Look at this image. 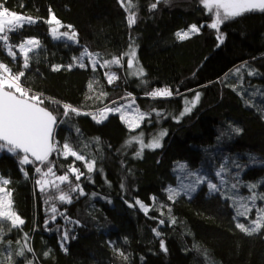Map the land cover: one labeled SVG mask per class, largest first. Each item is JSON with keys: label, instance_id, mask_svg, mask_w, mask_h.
<instances>
[{"label": "trees", "instance_id": "1", "mask_svg": "<svg viewBox=\"0 0 264 264\" xmlns=\"http://www.w3.org/2000/svg\"><path fill=\"white\" fill-rule=\"evenodd\" d=\"M153 2L132 0L136 22L129 26V13L118 0H7L9 9L37 22L9 34L17 60L13 62L8 49L0 47V62L16 71L22 55L15 46L27 38L40 41V48L29 53L25 87L42 93L44 106L57 116L55 140L61 144L67 140L86 158H94L97 170L87 173L83 162H75L86 173L78 182L85 194L73 193L72 203H62L65 216L79 221L78 225L68 223L64 251L57 218L54 223L48 219L46 198L35 184V166H24L26 178L17 158L0 152V175L10 179L7 187L12 191L14 210L24 220L10 232V222L5 223L0 259L11 253L17 264H26L17 260L15 252L25 244L27 233V244L34 252L26 256L33 264H264V229L253 235L238 229L231 200L210 194L203 185L174 201L165 192L177 184L174 167L179 161L190 169L214 173L227 156L246 165L243 180L258 182L257 191L264 192V91L257 94L264 90V12H248L221 24L224 39L220 43L217 31L206 26L211 19L199 0H162L149 11ZM49 9L61 21L63 31L78 34V43L51 36V25L44 22L50 17ZM193 24L205 26L185 39L176 36ZM129 44L137 48L146 74L141 79L147 84L132 77L109 84L100 65L120 56ZM84 49L99 54L95 71L89 65L81 68L73 60ZM69 64L73 65L70 69ZM53 65H61L60 70L53 71ZM236 68H241L240 75L235 74ZM251 70L256 74L247 75ZM166 86L173 91L172 97L145 95ZM197 91L199 102L177 122L174 117L182 111L184 97L191 98ZM128 93L141 109L155 108L164 114L153 113L151 123L146 118L144 127L167 134L161 147L145 149L140 157L135 155L138 144H125L134 131L118 114H110L101 123L90 116ZM64 104L81 114L63 116ZM237 128L241 131L236 132ZM50 158L62 174L60 165L67 167L74 160L55 153ZM72 180L75 182L74 177ZM136 200L150 206L149 213L139 209ZM253 218L255 214L250 213L249 219ZM239 222L247 225L243 217ZM161 240L167 251L161 248ZM45 252H49L47 257Z\"/></svg>", "mask_w": 264, "mask_h": 264}, {"label": "snow or ice", "instance_id": "2", "mask_svg": "<svg viewBox=\"0 0 264 264\" xmlns=\"http://www.w3.org/2000/svg\"><path fill=\"white\" fill-rule=\"evenodd\" d=\"M125 11L129 13L128 24L132 26L136 22V13L132 11V0H118ZM162 0H155L149 6V11L155 10ZM167 2V0H163ZM7 0H0V41L3 45L0 47H6L8 49L7 55L10 56L13 62L17 60V52L13 51V46L9 44V34L19 33L25 25H32L37 22L36 18L26 16L21 12L11 10L6 6ZM199 3L206 10V14L210 16L211 22L206 26L217 31V40L223 43V35L220 34V25L230 19L240 17L241 15L260 11L264 12V0H199ZM23 8V5H20ZM50 12V19L44 22L48 25L61 26V21ZM196 24L190 26L189 30L176 33V36L180 39L187 38L190 33H198L201 27ZM68 29H72L71 25L67 26ZM51 35L54 39H66L68 41L77 42V33L74 30L59 32L57 27H51ZM40 41L35 38L23 39L15 47L18 48V52L22 55V64L19 65L16 71L9 67L7 64L0 62V152H6L16 157L21 172L27 178L28 172L25 171V165H34V172L39 176L35 179V184L39 186L41 192H48L50 189L53 191V195H49L46 203L50 206V219L55 221L57 214L64 216L63 212L58 213L54 201L62 203H72L73 193L84 195L83 188L78 183L82 176L86 173L81 171L79 167L75 166V162H83V167L86 168L87 173H91L96 169V160L92 157H87L82 154L80 150H77L71 142L65 140L62 144L54 138V126L58 123V118L47 107L44 106V98L42 93H35L32 89L25 87L24 80L26 79V71L30 68L29 53L34 49L40 48ZM219 46V45H218ZM87 56L89 63L92 66L93 71L96 69V65L100 63L99 54L90 53L87 49H84L78 57H73L79 67H86L84 63V57ZM127 56V68L129 70L134 69L138 63L136 61V51L132 44H129L128 51L122 53L120 56L112 57L111 60H104L100 65L101 67L116 65L123 67L124 57ZM73 65L69 64L67 67L70 69ZM241 67H246L242 65ZM61 65H53V71H59ZM241 68L235 69V74L240 75ZM255 71L251 70L247 72V75H255ZM108 79V83H113L114 80L119 79L115 73H105ZM129 75H135L139 78L144 77L146 74L142 67L136 68L135 71H130ZM241 83L243 79L241 78ZM141 84L146 85L147 81L141 79ZM89 89L93 88L92 83L88 85ZM235 90V89H234ZM261 91L259 90L258 95ZM178 92V90H177ZM101 96L106 97V92H101ZM145 95L153 99L157 97L169 98L174 95L173 91L169 87L154 88L150 91H146ZM200 93L197 91L193 99H185V106L179 116L174 119L179 122V119L185 114L190 113L196 106L200 99ZM91 98V97H89ZM127 99V103H120L119 100L111 101L114 107L105 106L98 109L96 112L91 113L92 119L97 123H101L108 118V113H119L121 121L127 126L130 131H134L140 128L144 121L148 120L151 123L152 114L160 117L164 114L161 111H157L155 108L149 111H141L139 106L136 105L135 97H132L131 93H128L127 97H121L120 100ZM63 116L67 117L70 113L80 115L79 109L69 104L62 105ZM89 114V113H85ZM79 131V129H77ZM236 132H240V129H235ZM166 131H160L157 135H153L147 142H145L144 132H140L138 135H133L130 139L125 141L127 146H132L133 143L138 144L139 148L135 152L137 157L142 156L145 149H156L161 147V140L166 135ZM67 159L73 157L72 163L67 167L60 165L64 168L63 174L57 175L54 169L56 163L50 159L53 154ZM37 162H39L37 164ZM41 166H44L46 170H43ZM232 167L236 169L235 173H230L227 164H221L219 170L215 171L213 175L207 172L197 170L190 171L185 164H179L177 166L180 172L185 174V178H191L188 183H184L181 179V183L176 188H168V200L174 201L181 194L189 195L197 190L198 186H205L210 194H220L224 199L232 201V207L235 209V215L233 219L237 220L236 227L247 235H253L259 233L261 229H264V203L261 206H257V201L264 202V192H259L257 189L260 185L256 183L244 184L243 187L248 190V195H241L238 189L241 187L240 172L244 170L246 165H241L238 162H232ZM227 174H231L232 182L229 184ZM70 177L75 178L73 182ZM11 183L10 179L4 178L0 175V243H3L4 236L7 234L4 229L6 222H10L8 232L12 229L19 228L24 224V220L15 212L12 200V191L7 187ZM61 185L65 187L62 188ZM123 187V185H121ZM66 189V190H65ZM228 189V192L225 191ZM230 193V194H229ZM95 195V193H93ZM135 205H139L141 209L148 212V206L140 200L135 201ZM130 207L134 206L132 204ZM161 207H165L161 205ZM255 209V218L249 219V214ZM171 212V208H168ZM163 215V213H161ZM243 217L247 221V225L244 222H239V218ZM68 223L79 224L78 220H71L64 216ZM48 221H45L47 224ZM159 223L163 224L164 220H160ZM172 223H176L175 219H172ZM155 231V229L153 230ZM156 235L160 236V232L156 231ZM23 239H28V234L25 233ZM61 247L64 248V242L69 239V230H64L62 235ZM8 245H11L12 241H6ZM19 244V241H17ZM160 246L164 251L165 248L163 240L160 242ZM66 251L67 249L64 248ZM34 249L27 243L21 246L16 252L15 256L18 261L25 262L26 264H33V261L26 256V253H33ZM49 252H45L44 256L47 257ZM122 257L123 252L120 253ZM0 264H17L14 261L12 254L9 253L3 259H0Z\"/></svg>", "mask_w": 264, "mask_h": 264}, {"label": "rangeland", "instance_id": "3", "mask_svg": "<svg viewBox=\"0 0 264 264\" xmlns=\"http://www.w3.org/2000/svg\"><path fill=\"white\" fill-rule=\"evenodd\" d=\"M49 19H50V17H49ZM51 27H57L58 28V31L59 32H64L63 30H62V25L61 26H58V25H51ZM50 30H51V28H50ZM52 36V35H51ZM66 40V39H65ZM134 46V45H133ZM135 47V51H137V48H136V46H134ZM35 50V49H34ZM128 51V48H127V50L125 51V52H127ZM124 52V53H125ZM127 59H128V57L127 56H125L124 57V61H123V67H118V66H116V65H111V66H106V67H104V71L106 72V73H115L116 74V76H118L119 78H121V79H125V77H128V78H138V79H141V78H139V77H137V76H135V75H129V72L130 71H135L136 70V68H139V67H142L141 66V64H140V62H139V60H138V57H137V52H136V61H138V63L135 65V67H134V69H132V70H129L128 68H127ZM84 63H85V65H89V66H91V64L89 63V60H88V57L87 56H85L84 57ZM99 64V63H98ZM97 64V65H98ZM96 65V66H97ZM92 67V66H91ZM120 79V80H121ZM121 97H127V95L126 96H124V95H122V96H120V97H117V99L119 100V102L120 103H127L128 102V100L127 99H125V100H120V98ZM193 97L194 96H192L191 98H187V97H184V99H183V103L185 102V99H188V100H191V99H193ZM136 105H138L137 103H136ZM184 106H185V103H184ZM184 106H183V108H184ZM108 107H114V105H110V106H108ZM139 108H140V110L141 111H146V110H143V109H141V107L139 106ZM182 111H183V109H182ZM96 112V111H95ZM92 113H94V112H92ZM110 114H118L119 115V117H120V114L119 113H108V116L110 115ZM90 116L92 117V115L90 114ZM94 120V119H93ZM95 121V120H94ZM103 121H105V120H103ZM102 121V122H103ZM144 123H145V121H144ZM143 123V124H144ZM143 124L141 125V127L140 128H137V129H135L134 130V134L132 133V135L131 136H133V135H138L141 131L142 132H144V134H145V142H147L153 135H157L160 131H164V130H162V129H157L155 132H152V130H151V127H144L143 126ZM143 126V127H142ZM130 136V137H131ZM223 138H221V140H222ZM161 142H162V140H161ZM61 157V156H60ZM61 158H63V157H61ZM73 158V157H72ZM51 160H53L52 158H50ZM232 160H231V158L230 157H226V160L223 162V164H227L228 165V168H229V172L230 173H235V171H236V169L234 168V167H232ZM179 164H183V163H181L180 161H179V163L178 164H176L175 165V167H174V173H175V175H176V179H177V184L174 186V187H172V188H176V187H178V185L181 183V179H183V182L184 183H188L189 182V180L191 179V178H185V174L183 173V172H180L179 170H178V168H177V166L179 165ZM222 164V163H221ZM220 166V165H219ZM219 166H216L215 168V170H214V173H215V171H217V170H219ZM42 167V169L43 170H46V168H44V166H41ZM188 168V167H187ZM214 169V168H213ZM188 170H190V171H197V170H195V169H190V168H188ZM198 170H200V169H198ZM54 171H56V174L57 175H60V174H62V173H57V170H56V168L54 169ZM244 171V170H243ZM243 171H241L240 172V180H241V187L238 189V192H239V194H241V195H248V193H245V192H241V190H247L246 188H244L243 187V185L244 184H250V183H256V184H259L258 182H256V181H246V180H243V178H242V173H243ZM207 173H209V174H212L213 175V179L215 180V178H214V173H211V172H207ZM37 178H39V176L38 175H36V179ZM227 178L229 179V184H231L232 182H234L233 180H232V176H231V174H227ZM70 179H72V177H70ZM74 182V181H73ZM38 186V185H37ZM202 186V185H201ZM61 187L62 188H64L65 186L64 185H61ZM200 186H198L197 188H199ZM38 188H39V186H38ZM168 188H170V187H168ZM168 188H166V190H165V192H166V195L168 196V192H167V189ZM40 190V189H39ZM66 190V189H65ZM225 191L226 192H228V189H225ZM43 193V195L45 196V198H46V200L48 199V197H49V195H53L54 193H53V191L50 189L48 192H42ZM192 193H194V192H192ZM192 193H190L189 195H191ZM230 194V193H229ZM152 201H154V198H152ZM54 203H55V206H56V208H57V212L58 213H60V212H63L64 213V216H65V214H67L66 213V210H64L63 209V206H62V202H59L58 200L57 201H54ZM232 203V202H231ZM262 203H264V202H262ZM47 204V216H48V219H50V216H51V213H50V204L49 203H46ZM61 204V205H60ZM145 204V203H144ZM138 206V208L139 209H141L140 207H139V205H137ZM148 206V205H147ZM258 206V205H257ZM156 208H158L159 206H155ZM167 208H168V206H167ZM148 209L150 210V209H152L150 206H148ZM144 213H145V211L143 210V209H141ZM149 210H148V212L147 213H149ZM251 214H255V209L253 210V212L251 213ZM64 216H60L59 214H57V216H56V218H57V221H55V224L56 225H58L57 227L60 229V232H61V234L63 235V232H64V230H66L67 229V226H70V224H68V221L67 220H65L64 219ZM54 223V222H53ZM72 228H74L73 226H71ZM24 243H27V241H24ZM64 249V248H63ZM65 251V250H64Z\"/></svg>", "mask_w": 264, "mask_h": 264}, {"label": "water", "instance_id": "4", "mask_svg": "<svg viewBox=\"0 0 264 264\" xmlns=\"http://www.w3.org/2000/svg\"><path fill=\"white\" fill-rule=\"evenodd\" d=\"M56 126H57V124L54 126V130H53V131H54V133H55ZM38 163H39V162H37V164H38Z\"/></svg>", "mask_w": 264, "mask_h": 264}]
</instances>
